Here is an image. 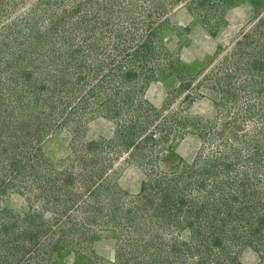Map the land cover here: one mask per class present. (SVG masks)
I'll list each match as a JSON object with an SVG mask.
<instances>
[{
    "label": "rangeland",
    "instance_id": "rangeland-1",
    "mask_svg": "<svg viewBox=\"0 0 264 264\" xmlns=\"http://www.w3.org/2000/svg\"><path fill=\"white\" fill-rule=\"evenodd\" d=\"M0 264H264V0H0Z\"/></svg>",
    "mask_w": 264,
    "mask_h": 264
}]
</instances>
